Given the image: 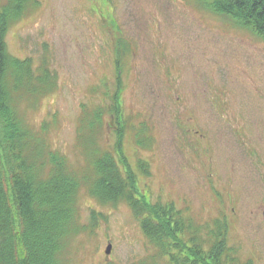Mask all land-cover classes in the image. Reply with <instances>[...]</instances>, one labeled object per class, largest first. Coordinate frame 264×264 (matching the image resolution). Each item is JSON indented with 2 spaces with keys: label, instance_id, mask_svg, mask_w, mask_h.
<instances>
[{
  "label": "rangeland",
  "instance_id": "1",
  "mask_svg": "<svg viewBox=\"0 0 264 264\" xmlns=\"http://www.w3.org/2000/svg\"><path fill=\"white\" fill-rule=\"evenodd\" d=\"M37 1L10 25L6 42L13 57L32 60L37 77L50 75V92L15 102L46 142V161L63 156L90 179L91 154L117 158L108 109L120 77L124 153L142 197L174 205L194 228L226 218L239 264H264V40L196 0ZM86 111L92 118L84 123ZM89 186L79 192L85 230L71 240L69 264L158 256L130 207L101 204Z\"/></svg>",
  "mask_w": 264,
  "mask_h": 264
},
{
  "label": "trees",
  "instance_id": "2",
  "mask_svg": "<svg viewBox=\"0 0 264 264\" xmlns=\"http://www.w3.org/2000/svg\"><path fill=\"white\" fill-rule=\"evenodd\" d=\"M196 2L264 40V0ZM37 3L5 0L0 4V264H69L66 256L71 240L85 230L80 223L78 196L86 185L101 204L125 203L139 219L150 245L158 249V256L151 255L143 264H160V260L167 264H239L228 245L226 218L216 220L213 227L205 224L204 229L194 228L192 220L174 205L151 203L139 193L138 177L124 153L126 126L120 107V77L108 109L116 121L117 158L110 151L91 154L90 179L69 169L63 156L50 153L46 161V142L27 126L15 102L23 93L36 99L50 92L52 88L46 89L51 84L50 75L44 70L42 77H37L32 60L13 57L6 42L10 25ZM120 47L128 50L123 44ZM101 117L102 113H97L95 119ZM90 118L91 112L86 111L83 122ZM137 145L144 143L137 140ZM48 163L51 167L47 172ZM148 167L144 161L138 164L144 175L150 174ZM244 264L255 263L248 260Z\"/></svg>",
  "mask_w": 264,
  "mask_h": 264
},
{
  "label": "water",
  "instance_id": "3",
  "mask_svg": "<svg viewBox=\"0 0 264 264\" xmlns=\"http://www.w3.org/2000/svg\"><path fill=\"white\" fill-rule=\"evenodd\" d=\"M111 250H112V245L109 244L107 249H106V254L109 255L111 253Z\"/></svg>",
  "mask_w": 264,
  "mask_h": 264
}]
</instances>
